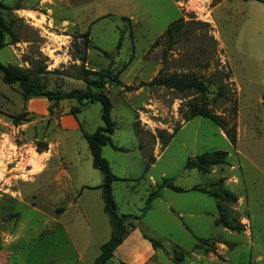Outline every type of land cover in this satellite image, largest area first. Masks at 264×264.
I'll use <instances>...</instances> for the list:
<instances>
[{"label": "rangeland", "instance_id": "374dc122", "mask_svg": "<svg viewBox=\"0 0 264 264\" xmlns=\"http://www.w3.org/2000/svg\"><path fill=\"white\" fill-rule=\"evenodd\" d=\"M214 2L2 0L1 15L13 36L0 49V63L27 70L42 91L85 89L83 69L110 66L113 74L120 72L121 84L107 82L103 91L112 104L111 141L121 150L108 145L101 150L111 173L124 179L112 183L119 214L140 217L148 196L154 190L161 195L163 179L180 188L225 189L240 198L222 202V213L243 225L240 232L215 225L218 202L201 192L193 191L191 198L172 190L161 195L175 209L199 212L193 218H178L152 200L132 223L161 241L163 264H264V0ZM180 18L169 40L164 33ZM85 33L90 44L83 64L77 57L84 54L80 36ZM159 71L211 79L209 108L235 138L239 132L237 144L205 117L185 121L188 104L198 103L199 96L158 86L128 90ZM226 74L224 94L218 97V76ZM23 112L27 120L13 124L12 117ZM100 126L99 103L25 102L18 84L6 85L0 76V264H81L75 263L76 253L85 246L82 264L98 256L112 226L96 188L103 174L92 167L83 134ZM215 151L227 152L226 164L207 174L185 170L187 159ZM205 208L208 215H201ZM58 209L65 214L58 215ZM196 238L216 242L210 250H195ZM177 252L184 253L181 262ZM107 264L119 263L111 258Z\"/></svg>", "mask_w": 264, "mask_h": 264}, {"label": "trees", "instance_id": "16d2710c", "mask_svg": "<svg viewBox=\"0 0 264 264\" xmlns=\"http://www.w3.org/2000/svg\"><path fill=\"white\" fill-rule=\"evenodd\" d=\"M177 1V0H174ZM249 1V0H244ZM220 2V0H215V4ZM5 9V6L2 4V0H0V49L3 48L6 43L5 39L7 36H13L10 26L4 21L2 18L1 12ZM182 22V19L173 22L165 31L164 35L168 37L169 40H172L174 37V33L179 29L178 26ZM80 38H84V54L78 56L77 59L81 61L83 64L86 63V51L88 49V44H90L87 33L81 34ZM15 42V41H13ZM158 40L153 43V46L157 44ZM121 46V38L117 43V50L120 49ZM100 52L108 57V54L104 51L100 50ZM118 52V51H117ZM132 59H130L127 63L123 64L121 67V72L127 68ZM112 65V63L110 64ZM113 74L111 71V67L108 66L106 69H101L98 71H92L88 69L82 70V78L85 83V89H73L69 92H60L59 90L54 91H42L38 86H35L30 81V76L27 70H23L19 67L13 65H4L0 63V76L1 80L6 85L18 84L21 89L24 101L26 102L30 98H45L49 103L53 105L63 101V100H75L80 105H84L86 103H94L97 102L100 105V119L102 121V126L98 127L91 134H83V137L87 141L89 152L91 155V165L94 169L98 170L103 174V182L98 187L101 191V198L103 200V211L108 216L109 222L112 226V232L110 234L109 239L101 245L100 253L95 258L92 264H107V262L112 258L113 251L119 246L130 229L134 228L135 225L132 223L133 220L141 218V216L150 208V203L158 196V192L154 190L147 198L145 207L142 209V213L140 217L135 218L130 215L119 214L117 210V206L112 196L111 186L112 183L117 180H122L111 173L108 162L101 156V150L104 146H110L114 150H121L118 147L114 146L111 141V136L114 131L115 123L111 119V109L112 104L109 97L104 93V85L107 82H112L113 84L120 85L119 75ZM93 76L89 78V76ZM229 79V76L219 75L218 79L221 81V85L218 86L217 96H223L224 94V81L225 79ZM211 84V79L203 78L197 76L192 73H170L168 75H162L160 71L147 83H140L137 86H128V90H137L142 86H158L165 87L170 90H176L181 94L192 93V95L199 96L198 103L190 102L188 104V115L185 121H189L190 119L201 116L211 120L215 123L225 134L227 139L231 142H235V132L229 133L226 130L227 122L217 114L211 112L209 108V100L207 99V95L209 94V86ZM50 105L48 107L49 114L51 113ZM235 107H233L235 111ZM75 111H71V114H74ZM13 124L18 125L21 122L27 120L26 113H20L16 116L12 117ZM177 132L174 130L173 133L167 139L165 145L168 144L172 136ZM164 145V146H165ZM47 146L37 148L39 153L46 150ZM227 152L223 151H215L211 153H202L194 158L187 159L185 163V170L190 171L195 169L202 174H207L210 172L213 166L224 165L227 163ZM213 185V184H212ZM158 188H166L172 190L176 193H182L186 191H198L208 196L213 197L217 200V210L219 211V216L215 220V225L221 226L230 231H242L241 223L235 221L234 219H229V217L222 213L223 206L222 202H232L235 203L237 201L236 197L230 194L225 189L221 190H212L209 187H201L195 186L189 190L180 188L175 186L173 182L163 179L159 184ZM59 212H62L63 209H58ZM129 225V228H127ZM143 237L149 241L154 249L162 248L161 241L154 240L150 238L146 233H143ZM216 241H212L210 239H200L196 238L195 250L203 249L210 250L214 247V243ZM181 257L180 262L184 257V253L177 252Z\"/></svg>", "mask_w": 264, "mask_h": 264}, {"label": "crops", "instance_id": "0c3cea01", "mask_svg": "<svg viewBox=\"0 0 264 264\" xmlns=\"http://www.w3.org/2000/svg\"><path fill=\"white\" fill-rule=\"evenodd\" d=\"M70 124H72V125H70L71 128H74V129L77 128V126L74 123L71 122ZM238 133L239 132L237 131L236 132L235 142L232 143V145H236L237 144V141L239 139V134ZM222 135H224V134L222 133ZM62 174L64 175L63 177L66 176V173L64 171H63ZM122 180H124V179H122ZM232 180H234V179H232ZM224 181L226 183H229L230 179H225ZM195 186H198V185L192 184L191 186L181 187V188L189 190V189H191L192 187H195ZM82 187H86V186H82ZM98 187L99 186H97L96 188H98ZM111 190H112V196H113V184L111 186ZM168 190L169 189L162 188L161 195L164 192L168 191ZM191 193H193V191H186L184 193H178V194H181V195L184 194L185 196H188V197L191 198V195H190ZM161 195L159 194L153 201L155 202V201L158 200L159 204H164V209H165V211L167 213H171V211H175V213L178 214V218L182 217L183 215H187V216H189V218H193L194 216H197V214L199 213L196 210L193 211V212H190L189 210H187L185 208V206H182V207L180 206V207L175 209V207L172 205V202L170 200L164 201V199H162ZM100 198H101V192H100ZM237 199L239 200L240 198H237ZM75 200L76 199H74L73 201H75ZM101 200H102V198H101ZM72 202L69 203L70 206H71ZM102 203H103V200H102ZM172 209H174V210H172ZM64 214H65V209H63V211L60 212L58 215H64ZM79 214H80L79 216L83 217L86 221H88L87 215H85L84 212H81ZM200 214L201 215H204V214L208 215V212H207L206 208L204 210H202L200 212ZM125 215H127V214H125ZM243 221L247 222L245 219ZM135 227L136 228L132 229L126 235V237L123 239L122 243L119 246H117V248L113 251L112 258L114 260H116V262H118L119 264H152L153 261L155 262L153 264H163L160 261V258H159L160 253L162 252V248L161 249H154L152 247V245L149 243V241L146 240L143 237V233L144 232L143 233L141 232V230H140L141 226L137 224V225H135ZM184 227L186 229H188V227H186V226H184ZM223 229L226 230L225 228H223ZM103 243L104 242H101L100 245H99V252H100V246ZM72 249L74 251H77L75 246H73V245H72ZM86 253H87V246H85L83 249H81V251L78 250L77 253H76V257L77 258L75 259V263H81V264L84 263V260L86 259L85 258ZM96 257L92 258L93 259L92 261H94Z\"/></svg>", "mask_w": 264, "mask_h": 264}]
</instances>
